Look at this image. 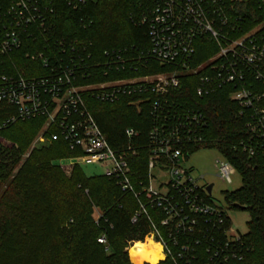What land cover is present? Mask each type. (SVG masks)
I'll return each mask as SVG.
<instances>
[{
  "label": "built area",
  "instance_id": "1",
  "mask_svg": "<svg viewBox=\"0 0 264 264\" xmlns=\"http://www.w3.org/2000/svg\"><path fill=\"white\" fill-rule=\"evenodd\" d=\"M88 2L0 0V104L12 110L0 118V131L44 119L48 142L61 140L77 155L60 167L100 165L124 195L134 197L132 223L145 220V240L161 247L164 261L241 262L243 235L226 228L225 212L210 201L214 186L209 194V185L199 184L203 177L195 179L184 165L191 148L206 143L209 122L182 96L181 82L183 75H198L200 100L229 92L246 119L247 138L239 147L251 157L264 156V0H133L129 18L147 27L149 39V48L137 55L130 48L94 52L82 13ZM63 15L77 21L80 32L61 30ZM202 41L216 53L193 67ZM149 60L172 70L136 76ZM89 99L147 107L152 125L146 143L127 128L124 147L113 149ZM141 156L147 160L144 173L133 169ZM221 157L217 176L231 183L236 169ZM156 174L165 181L155 185Z\"/></svg>",
  "mask_w": 264,
  "mask_h": 264
},
{
  "label": "trees",
  "instance_id": "2",
  "mask_svg": "<svg viewBox=\"0 0 264 264\" xmlns=\"http://www.w3.org/2000/svg\"><path fill=\"white\" fill-rule=\"evenodd\" d=\"M133 10V0H89L82 13L88 25L86 36L96 54L130 48L137 55L149 48L147 27L129 18ZM59 28L80 32L77 21L65 15ZM215 53L212 45L202 41L192 66ZM145 63L136 76L172 70L152 60ZM197 80L198 75H183L181 94L204 113L209 129L206 143L192 147L190 154L216 149L235 167L242 187L227 193L225 201L233 209L248 212L250 221L242 236L244 258L231 264H264V156L251 157L239 147L247 138L246 119L239 116V106L229 92L200 100L195 96ZM89 108L113 149L124 147L127 128L139 131L140 144L146 143L152 125L147 107L127 100L104 104L89 99ZM11 112L0 104V118ZM44 124V119L17 122L0 131V264H132L125 249L133 242H143L149 233L145 220L132 223L136 200L104 175L87 177L80 165L65 175L56 162L77 155L61 140L34 149L24 158ZM143 157L133 161V169L142 173L147 163ZM226 228H232L227 216ZM101 238L106 242L100 243ZM159 264L175 263L167 259Z\"/></svg>",
  "mask_w": 264,
  "mask_h": 264
},
{
  "label": "rangeland",
  "instance_id": "3",
  "mask_svg": "<svg viewBox=\"0 0 264 264\" xmlns=\"http://www.w3.org/2000/svg\"><path fill=\"white\" fill-rule=\"evenodd\" d=\"M44 132H45V124L42 126V128L37 132V134L33 138L24 158H27L34 149L37 148L39 149L43 146L48 147L50 145L47 140L49 138V133L44 134ZM41 137H44L45 139L44 143L40 142ZM1 141H3L2 138ZM3 143L9 146L13 145L5 141H3ZM221 158H222L221 154L216 149L204 148L193 153L188 160L184 161V165L186 166L187 169L191 171V174L195 179L203 177V179L199 180L200 185H205V184L214 185L212 191V197H210V201L215 206L221 208L225 212L227 218L231 222V227L233 232L236 233L238 232L241 235H245L248 232V222L250 221L248 212L244 210L233 209L225 201V196L227 193L237 191L242 187V178L239 174H235L232 177L231 183L223 182L217 176V172L215 169L216 162ZM56 164L61 166L62 162L57 161ZM80 167L87 177H99L103 175V169L100 165L87 163V164H80ZM73 169L74 167H71L66 170L62 169V171L65 175L69 176L72 173ZM155 179H157L156 182L154 183L155 185H158L157 181H165L163 175H159V174L155 175ZM143 242H147V240H144ZM130 250H131L130 247H128V249L127 248L125 249V251L127 252V257L129 261L132 263L129 255Z\"/></svg>",
  "mask_w": 264,
  "mask_h": 264
},
{
  "label": "bare ground",
  "instance_id": "4",
  "mask_svg": "<svg viewBox=\"0 0 264 264\" xmlns=\"http://www.w3.org/2000/svg\"><path fill=\"white\" fill-rule=\"evenodd\" d=\"M130 249L129 255L133 264H159L164 261L161 247L150 239L147 242H138Z\"/></svg>",
  "mask_w": 264,
  "mask_h": 264
},
{
  "label": "water",
  "instance_id": "5",
  "mask_svg": "<svg viewBox=\"0 0 264 264\" xmlns=\"http://www.w3.org/2000/svg\"><path fill=\"white\" fill-rule=\"evenodd\" d=\"M213 186H214V185L211 184V185H209V186L207 187V191H208L209 194L211 193V190H212Z\"/></svg>",
  "mask_w": 264,
  "mask_h": 264
}]
</instances>
